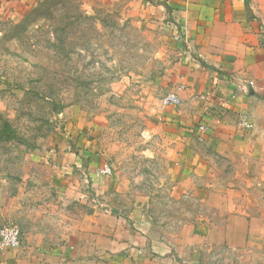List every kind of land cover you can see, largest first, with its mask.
I'll return each instance as SVG.
<instances>
[{
    "label": "crops",
    "instance_id": "obj_1",
    "mask_svg": "<svg viewBox=\"0 0 264 264\" xmlns=\"http://www.w3.org/2000/svg\"><path fill=\"white\" fill-rule=\"evenodd\" d=\"M145 1L170 16L182 68L171 91L180 103L160 119L192 140L166 192L187 218L164 223L87 196L85 210L68 207L47 196L42 162L25 170L27 162L8 161L0 223L18 225L21 244L0 250V264H264V0ZM87 169L92 185L108 178Z\"/></svg>",
    "mask_w": 264,
    "mask_h": 264
},
{
    "label": "rangeland",
    "instance_id": "obj_2",
    "mask_svg": "<svg viewBox=\"0 0 264 264\" xmlns=\"http://www.w3.org/2000/svg\"><path fill=\"white\" fill-rule=\"evenodd\" d=\"M159 9L145 0H0V165L42 162L47 196L68 207L85 210L87 196L164 223L187 218L167 205L172 168L192 140L160 119L182 68ZM104 163L112 174L92 185L87 168Z\"/></svg>",
    "mask_w": 264,
    "mask_h": 264
},
{
    "label": "built area",
    "instance_id": "obj_3",
    "mask_svg": "<svg viewBox=\"0 0 264 264\" xmlns=\"http://www.w3.org/2000/svg\"><path fill=\"white\" fill-rule=\"evenodd\" d=\"M252 85V83H250ZM180 103V98L175 92H168L161 98V104L163 107L177 106ZM241 124L244 128L250 129L253 123L245 116L241 119ZM98 174L100 176H110L112 174V166L108 163H104L99 169ZM21 244V230L16 224H9L0 227V250H7L16 248Z\"/></svg>",
    "mask_w": 264,
    "mask_h": 264
},
{
    "label": "trees",
    "instance_id": "obj_4",
    "mask_svg": "<svg viewBox=\"0 0 264 264\" xmlns=\"http://www.w3.org/2000/svg\"><path fill=\"white\" fill-rule=\"evenodd\" d=\"M9 131H10V126H9V124L5 123L4 124V132H3V134L6 135V133L9 132ZM6 137L10 138L8 135Z\"/></svg>",
    "mask_w": 264,
    "mask_h": 264
}]
</instances>
